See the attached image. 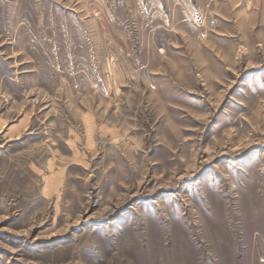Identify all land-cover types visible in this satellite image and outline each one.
<instances>
[{
	"label": "rangeland",
	"instance_id": "374dc122",
	"mask_svg": "<svg viewBox=\"0 0 264 264\" xmlns=\"http://www.w3.org/2000/svg\"><path fill=\"white\" fill-rule=\"evenodd\" d=\"M0 264H264V0H0Z\"/></svg>",
	"mask_w": 264,
	"mask_h": 264
}]
</instances>
